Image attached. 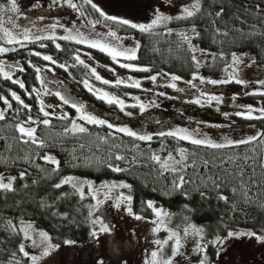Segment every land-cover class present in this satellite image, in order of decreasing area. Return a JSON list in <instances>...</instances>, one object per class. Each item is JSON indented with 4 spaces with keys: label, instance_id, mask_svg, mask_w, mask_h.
<instances>
[{
    "label": "trees",
    "instance_id": "trees-1",
    "mask_svg": "<svg viewBox=\"0 0 264 264\" xmlns=\"http://www.w3.org/2000/svg\"><path fill=\"white\" fill-rule=\"evenodd\" d=\"M73 1L79 5L87 23H105L113 31L129 35L136 40L137 44L140 45L139 59L124 62L137 67H149L152 72L133 74L135 77L137 75L143 76L141 77L143 80L138 81L141 82L139 89L125 88L120 85L117 87L109 86L117 81L114 83L109 82V85L101 84L91 76L89 71L91 66L87 63V60L89 57L97 59L102 57L106 61H110V57L97 49L87 48L82 44L74 43L72 40L64 39L39 41L36 44L26 43L21 51L0 57V61H7L10 65L18 64L25 69L23 73L15 72L12 74L13 79H18L25 84L23 90L18 85L3 80L0 76V97L7 99L12 105L11 110H9L4 105L3 100L0 99V111L7 113L5 121H0V157L7 161V163L0 162V175L16 178L14 193H0V242H2L0 243V264H15L16 260H19L20 264H30V261L25 260L17 251L23 242V237L4 230V223L8 220H12L16 224L20 220L35 221L49 233L55 244L62 243L65 240L82 244L90 242L92 238L89 215L93 204L92 197L86 193L87 199L81 200L70 184L57 190L55 186L67 176L80 177L93 182L119 181L128 183L132 186V193H128L126 189H118L115 195L118 193L131 195L133 197L131 207L134 213L150 216V209L146 208V203L151 201L157 207L167 211L172 225L191 223L203 228L204 244L207 246V264H214L216 260V249L212 243H209L214 242V239L223 238L231 231L247 230L264 234V169L261 168L264 145L257 142V144L240 148L212 150L191 145L186 140L161 137L160 134L166 132L167 128L165 127L172 123L171 120L164 119L158 114L152 116L141 114L139 107L125 108L122 112L118 105H110L104 100L97 99L83 84L85 80H88L93 90L100 89L126 101L128 97L133 95L148 93L159 99H168L167 97L174 94L171 93L170 89L163 86L166 85L164 82L170 81L167 79L168 77L163 76V73H168L169 77L177 76L185 82H188L194 74H199L205 79L218 81L226 77L223 69L228 66L233 52L237 55L255 58L257 61L256 67L262 68L264 67V35H259V33H264V16H261L256 9L257 6L264 7V0H202L203 9L201 14L188 20L173 19L172 23L164 24L156 29V34L139 33L133 29L110 23L103 20L88 5L83 4V0ZM192 2L194 0H164V3L172 12V15L168 17L175 18L181 15V10ZM9 4L10 0H0V7L8 8ZM217 11H224L225 15L216 22L215 28L221 32L229 31L230 34L227 40L216 36L213 30L212 20ZM209 13L212 15H209ZM241 21L244 23L242 24ZM192 28L197 29L200 37L199 40L192 42L194 47L212 53L213 56H224L227 59L212 60L209 56L199 57L207 63L201 67L199 72H196L192 64V53L180 35L186 33L191 37L194 35L191 32ZM236 29H240L243 34L236 32ZM169 31L173 35L165 34ZM57 44L64 51H58ZM4 46L6 45L3 42L2 31H0V47ZM30 52L51 56L55 63L62 65V67L57 68L55 64H50L37 56H30ZM77 55L89 66L88 69L79 65L73 59ZM29 64L33 67L29 68ZM69 65L75 66L70 67L69 71L65 72L63 68ZM35 68H40L42 71L38 74L34 70ZM48 68H51L52 71H46ZM121 69L119 67L115 68L118 71H121ZM5 70L7 71V68ZM156 74L159 77L153 83L151 77ZM41 80L44 81L43 88H41ZM181 84L178 85L181 87ZM33 88L40 92L48 91L49 95L37 96L31 92ZM207 89H215L221 94L225 92L223 86L207 87ZM52 92L59 95L54 96L51 94ZM11 93L19 95L24 104L28 105L32 111L27 112L20 104L12 100ZM157 93L162 95H157ZM29 94L32 95V99L28 98ZM59 96L66 97L77 107L83 106L84 115L90 113L103 117L110 125L120 123L121 126L128 124L129 127H134L136 124L140 127L131 131L145 137L151 135L153 140L152 142L137 141L123 135V133L114 131L113 126L108 128L107 126L100 127L86 124L84 121L77 119L81 113H77L74 107L64 104ZM252 99L262 100L260 97L246 95L242 102L251 104ZM41 100L45 105L50 106L46 110L49 111V116L52 118L50 120L51 127L43 126L45 118L40 113ZM181 104L193 108L194 111L202 110L203 112H201L206 113L208 117L211 115L217 117L214 115V111H210V108H202L191 103ZM221 107L222 105L219 106V108ZM196 108L200 109L197 110ZM65 113L72 120L80 121L86 126L87 137L89 138L87 141L79 140L75 145L70 146L64 143L67 140L61 132L64 129L71 128L72 124L69 120H57L54 117ZM121 113H128V116L139 117V119L135 122L125 117L126 122L121 119ZM29 117L41 123L39 125H27L25 122ZM176 117L178 116L176 115ZM208 117L206 115H196L195 118L207 123ZM229 121H232L233 125L244 131L240 132L243 135H239L238 131L233 134L235 141L252 138L258 133L264 132V121H248L237 115L231 116ZM218 122L217 119V122L209 123ZM21 123H25L26 127H37L39 129L37 130L39 141L47 145L49 152L54 151L59 157L60 170L58 172L53 167L51 169L35 167V163L31 162L36 149L32 144L25 145L18 139L15 127ZM146 127L148 130H146ZM88 147L91 149L88 150ZM180 149H185L189 154V161L197 164L196 171L189 169L186 174V179L196 182L186 191L193 192L196 187H201L203 191L205 190L203 187L205 184H207L208 189H211L212 184L209 183V177L218 180L227 179L226 186L224 183L217 185L222 189L220 193L209 192V199L207 200L201 199L199 194H194L192 200L186 201L173 190V181L177 180L178 177L171 173L162 174V171H158V174L150 171L148 175L145 172H138L142 169L141 165L150 168L149 163L152 153H158L161 156H168L169 154L177 156ZM252 151L254 156L250 154ZM137 152L139 153L137 154ZM119 153L125 155L124 157L127 159H136L135 165L137 166L132 164L129 167L131 170L127 173L116 174L111 172L110 168L117 167L118 163L124 165L123 161L115 160V155ZM256 154L260 160L253 158ZM229 157H239V161L235 165L224 164V161L228 160ZM25 160H28L29 163H24ZM241 161H247V164L242 165ZM204 162H208L210 165L224 164V168L221 169L216 166H210L206 169L201 168L200 165ZM241 167L247 174L243 181L244 186L252 189L249 193V196H251L250 201L239 189L235 196L230 191V189L237 187L240 182L232 180L228 173ZM25 170L28 174L27 178L20 180L19 176ZM249 175L253 177L251 180L248 179ZM25 184H28L29 187L25 188ZM219 195L228 196L229 204L226 205L219 201ZM45 205H51V207H45ZM233 205H235V210L232 207ZM189 208L192 209L191 212L187 210ZM64 216L69 217L67 222L62 219Z\"/></svg>",
    "mask_w": 264,
    "mask_h": 264
},
{
    "label": "snow or ice",
    "instance_id": "snow-or-ice-1",
    "mask_svg": "<svg viewBox=\"0 0 264 264\" xmlns=\"http://www.w3.org/2000/svg\"><path fill=\"white\" fill-rule=\"evenodd\" d=\"M83 4L88 5L94 12L98 13L100 17L103 18L105 21H109L110 23L120 25L122 27H126L129 29H133L139 33H146V34H156L155 30L160 28L164 24H169L173 22V19L177 20H188L192 19L199 14L202 13L203 9V2L202 0H194L191 4L188 6H185L181 12L182 14L175 17L171 18L163 13H160L157 10V14L155 16V19L149 24H136L133 23L129 20L126 19H119V18H114L106 15L100 7H98L95 3L92 2V0H83ZM51 5L55 6L52 8V10H55L56 7H67L69 9H72L78 13H81L80 7L76 3L73 2V0H51ZM256 11L261 15L264 16V7L257 6ZM18 12L17 8V0H10V7L8 8H3L0 7V18H2L5 14L11 13V14H16ZM209 15H212L209 13ZM225 15L224 11H217L214 14V19L212 20V25H213V30L215 31V35L218 37H223L225 40L228 39L229 37V31H223L221 32L219 29L215 28L216 22L221 19ZM239 19V18H237ZM59 23V22H57ZM243 24L244 22L241 21ZM4 24L11 25L13 29H15V25H13V22L11 19H8L7 21H3L0 23V31H3V37L6 39L3 40V42L6 45L12 46L10 49H6L4 47H0V57H5L7 55L16 53L17 51H21L26 43H33L36 44L39 41H49V40H59V39H64V40H73L74 43L80 44L82 41L87 40V37H84L82 33L79 32V29H77V35L73 36L71 32L67 36L63 37H56L53 35H46V34H40L36 35L33 33L31 30L29 31H23L20 29H15L18 32V35L14 36L12 31L7 30V28L4 27ZM83 26V25H82ZM73 27H76V25H73ZM97 27L96 23L91 24V28L95 29ZM52 30H55V25L52 26ZM66 31H68L66 29ZM236 32L240 33L241 35L243 34L240 29H236ZM191 32L194 34L191 37L188 36L186 33H181V38L184 41L185 44L188 45L189 51L192 53V64L195 67L196 72H199L201 67H203L207 61H203L199 59V57H204V56H209L212 58V60L220 59V60H225L227 59L224 56H213L212 53H207L202 51L199 47H194L192 42L194 40H199V33L197 32L196 28H192ZM166 35H173L171 31L165 33ZM259 35H264V33H259ZM22 37V38H21ZM108 37L114 41V44H109L107 41L104 43H100L99 41L97 42H88L85 44V47L87 48H95L100 52L105 53L109 57H111L112 62L117 64L119 68H127L128 71L130 72H140V73H151L152 69L149 67H135L131 66L129 64L125 63H120L119 61H137L139 59L138 53L140 51V45L136 44L134 48L132 49H125L122 46V41L126 39V37H119L117 36V33L114 31H109L108 32ZM19 46V47H16ZM56 48L58 51H64V49L60 48L59 44L56 45ZM30 56H37L39 59L47 61L50 64H55V67L60 68L62 65L56 64L55 61L51 56H46V55H40L37 52H30ZM86 55V54H85ZM73 59L81 66L84 68L88 69L89 66L84 63L83 60L80 59V56H74ZM91 59V57H89ZM257 64V61L253 57H248V56H242V55H237L235 52L231 54L230 57V62L228 63V66L223 69V71L226 73V77L221 80H212V79H204L200 75H193L191 77V81L185 82L180 80L179 77L177 76H170L168 73H163L164 77H168L172 82L168 83L166 85H163L164 87L172 89L173 92H181V89L176 86L177 82L179 83H188L189 87H194L195 85L193 82L199 81L201 85H211L212 87H222V86H227V85H239L245 89L249 88L250 85L242 78V70L247 68L251 69L255 67ZM75 65H69L68 67H64L63 70L65 72L69 71L70 67H74ZM29 68H32L33 65L29 64ZM7 68V71L5 70ZM38 74L42 71L40 68H35L34 69ZM110 72L114 73V70L109 68L107 69ZM25 69L18 64L10 65L7 63V61H0V76H2L3 80L5 81H10L12 84H16L19 86L20 89H25V84L21 82L18 79H13V73L19 72L23 73ZM46 71L51 72L52 69L48 68ZM91 72V76L95 78V80L99 81L101 84L109 85V81L102 79L95 70L89 69ZM39 79V76H38ZM129 83H125L122 80H118L115 84H110V87H117L118 85L123 86L125 88H137L139 89L141 86V82L135 81L132 79V77H129ZM157 80L156 76L151 77V81L155 83ZM41 88L44 87V81L41 80ZM259 87L264 88V80H260L257 82ZM84 87L88 89V91L92 92V94L99 100H104L110 105H118L120 110L123 112L125 108H137L139 107L143 112H146L148 109L145 107L143 104H131V105H126L122 100H119L115 97H111L108 95V93L100 92L98 93L97 90H93L92 85L89 83L88 80H85L83 82ZM32 93H35L37 96H47L49 95L48 91H43L40 92L37 89L33 88L31 90ZM54 96H58L59 94L56 92L51 93ZM11 98L12 100L16 101V103L20 104L22 108H24L27 112H31L32 109L28 107V105L24 104V102L21 100V97L17 95L16 93H11ZM157 95H162L161 93H157ZM249 96L253 97H260L264 99V91H249L247 93ZM29 99H32V95H28ZM168 99H174V97H167ZM240 97L239 96H234L232 97V106L234 108H239L240 106L235 103L236 100H238ZM0 99L3 100L4 105L7 106L9 110H11L12 105L9 103L7 99H4L0 97ZM59 99L64 103L68 104L69 107H74L75 111L77 113H81L77 117V119L84 121L86 124H92V125H97L100 127L107 126L108 128H112V125L108 124L105 125L103 120L97 119L94 116L91 115H84V107L79 106L77 107L73 102H70L66 97L64 96H59ZM132 99H139L137 97H133ZM184 103H191L200 107H211L213 103L216 105H222L224 103V97L223 96H216V95H208L206 93H201L200 98L196 99H191V100H185L183 101ZM154 106L159 107V105H156L155 101L152 102ZM49 105H45L43 100L40 101V113L42 116L45 118L43 121V126L44 127H51L50 118L49 116V111L46 110ZM219 111V108L216 109ZM55 111V109H53ZM128 113H125L127 115ZM234 115L239 116L241 119L248 120V121H264V107L262 108H255V107H247L242 109L241 111L233 113ZM19 115V113H17ZM7 117V113L4 111H0V121H5ZM228 119V117H225ZM54 119L57 120H69L72 124V127L69 128L63 135L67 136L68 134H71L73 136L76 135H86L87 134V129L83 126H80L76 123V121L72 120L71 117H69L66 113L63 115H58L54 117ZM27 125H32L36 124L39 125L41 122L38 120H34L31 117H29L26 122ZM25 123L19 124V126L16 128V131L19 133L20 137L23 139L21 140V143L27 145L29 143L35 145L37 148L43 149L46 147V144L43 142H40L37 136V131L36 128H27L25 126ZM209 127H212L209 125ZM114 131L123 133V135L127 137L134 138L137 141H146V142H152L153 137L151 135L149 136H142L139 135L127 128H115ZM161 137H171V138H176L179 140H187V142L191 145L197 146V147H203L207 149H212V150H221V149H226V148H240L243 146L247 145H254L259 142L261 145H264V132H260L257 135H255L252 138L248 139H243L239 141L238 143H232L231 141H228L227 138H225V143H214L211 140H209L207 137H204L203 139H198L195 138L194 136H191L187 130H180L177 129L175 131H168V132H163L160 134ZM195 136H200L199 131L195 133ZM138 147V145H137ZM178 156V158H177ZM177 156H173L169 154L167 156L166 160H162L159 156H153L152 160L154 163L158 166H160V169L162 170V174H167L171 173L172 175L178 177L177 180L173 181V190L176 194L182 196L184 200L190 201L193 198L194 194H199L200 198L203 200L209 199V192L215 191L216 193H220L222 189L220 187H217L218 184L224 183L225 186L227 185L228 181L227 179L224 180H218L214 177H209V183L212 184V188L208 189L207 184H205L203 187L205 190H201V187H196L193 192H187L186 189L191 187L193 184L196 182L191 180V179H186V174L189 169H192L193 171L197 170V164L195 162L189 163V154L185 149H180L179 153ZM116 161H124L125 157L117 155L115 156ZM239 161V157H229L228 160L224 161V164H233L235 165ZM0 162L7 163V161H4L2 157H0ZM24 163H29L28 160L23 161ZM43 163L49 164V165H54L55 170L58 172L60 170V161L56 160L54 157L47 156L43 159ZM133 163V166H137ZM242 165H246L247 161H241L240 162ZM224 164L220 165H210L208 162L201 163L200 167L201 168H208L210 166H216L221 169L224 168ZM261 168H264V165H261ZM131 169L130 168H121L119 166L117 167H111L110 171L116 174H122V173H127ZM42 171V169H41ZM225 171H227L225 169ZM254 171V170H253ZM27 172H22L19 176L20 180H25L27 178ZM247 174L243 170V167L236 169L233 172H229L228 176L231 177L232 180L234 181H239L240 183L237 184V187H234L230 189L231 193L233 196L237 194V190L239 189L240 192L243 193L245 197L250 201L251 196H249V193L252 191L251 187H245L244 186V178ZM253 177L248 176V179L251 180ZM16 183V178H8L4 176H0V193H14L15 188L14 185ZM71 185L75 193L79 195V198L81 200L87 199V197L84 194V187L82 186V183L80 181H77L73 177H68L64 179L61 183L57 184L55 187L56 189H62L65 185ZM25 188H28L29 185L25 184ZM89 188H92V185H88ZM101 189L107 190V194L101 192ZM118 189H126L128 193H132V186L128 183H120V184H103L100 185V188L96 189L95 192L97 194H92V199L97 201V204L93 205L94 211L91 212V215L95 216L96 213H99L101 211V206L104 202L109 201L112 199L111 193L113 191H116ZM100 196H103V200L100 199ZM132 200L133 197L131 195H119L118 200L115 203V208L119 210L121 208V205H126L127 206V214L129 216H132ZM218 200L223 202L224 204H229V198L226 195H219ZM45 207H51V205H45ZM233 209L235 210V205L232 206ZM146 208L151 209L155 216L156 220L150 221L153 225H156L153 229V234L154 235H159L162 231L163 232H168L169 229L164 225V220L165 218H169V214L164 212L163 209H158L157 205L154 204L153 202L149 201L146 203ZM189 212L192 211V209H187ZM55 215V213H53ZM62 219L67 222L69 217L64 216ZM134 219L137 221H142L143 217L140 215L134 216ZM93 225H100L99 231L93 230L91 232V238L93 240H99L101 237L102 233H108L111 234V229L104 224L103 220L100 219H93L91 221ZM4 230L9 231L11 234H15L17 236H22L23 240L25 242H30L28 243V247H41L43 246L42 253L39 257H34L28 254L25 248V243H21L20 246L18 247L17 251L18 253L27 261H31V264H39L40 260L51 256L53 253H56L59 251V248L54 246L51 243V237L46 233V232H38L35 233L36 235L39 236V243L33 239L32 233L35 232V226L32 224H27L25 225V222L23 220H20L18 224L13 223L12 220H8L4 223ZM204 229L203 228H197L194 225H190L189 227L185 228L183 230L184 237H189V236H194V237H199L200 240L204 239L203 236ZM250 239V240H255L257 241L261 246H264V237L257 235L255 233H248V232H242L237 234L234 233H228L227 234V241L231 240H241V239ZM224 239H217L214 242H209L212 243L214 247H218L223 249L225 244L227 243ZM170 242H174V248L172 250V255L170 259H166L163 261V264H173V261H176L178 257L182 256V249L185 247L184 243L182 242V238L178 232L172 231L170 232L168 239L164 241L156 240L154 243L158 246H160V252H152L150 253V260L148 261V264H158V257H160L161 253L164 250V247H166ZM2 243V242H0ZM67 246H72V242L69 241L67 242ZM207 252V246L206 245H198L197 248L194 250L195 255L201 256L202 254ZM15 264H20L19 260L15 261ZM97 264H104L103 260H98ZM201 264H207L206 259L201 260Z\"/></svg>",
    "mask_w": 264,
    "mask_h": 264
},
{
    "label": "rangeland",
    "instance_id": "rangeland-1",
    "mask_svg": "<svg viewBox=\"0 0 264 264\" xmlns=\"http://www.w3.org/2000/svg\"><path fill=\"white\" fill-rule=\"evenodd\" d=\"M92 2L95 3L98 7H100L101 10L108 16L119 19H126L136 24L146 25L151 23L153 19H155L157 10L166 16L172 15V12L164 3V0H92ZM53 7L55 6L51 5V0H17L18 12L14 15L11 13L5 14L0 19V23H2L3 21H7L8 19H11L13 25H15V29H20L23 31L31 30L37 36L40 34H46V35H53L56 37H63V36H67L69 32H71L73 36H76L77 29H79V32L82 33L84 37H87V40H84L82 41V43H80L83 46H85V44L88 42H97V41H99L100 43H104L105 41H107L109 44L115 43L114 41H112L110 37H108V32L113 30L110 29L105 23L96 22L97 27L95 29H92L91 28L92 23H87V21L84 19L81 13H78L67 7H63V8L56 7L55 10H52ZM53 25H55L54 31L52 30ZM73 25H76V27H73ZM4 27L7 28V30L12 31L14 36L18 35V32L15 29H13L11 25L4 24ZM66 29L68 31H66ZM116 33L117 36L119 37H126V39L122 41L123 48L132 49L137 44V41L134 40L131 36L120 34L118 32ZM2 36H3V31H2ZM4 39L6 38L3 37V40ZM11 47L12 46L9 45L4 46V48L6 49H10ZM119 62L126 64V62L122 60ZM87 63L90 64L91 69L95 70L96 73L102 79L107 80L111 83H114L118 80H122L127 83V81H129L128 79L129 77H132V79L135 81L143 80L141 78L143 76L137 75L135 77L133 75L134 72L128 71L127 68L125 69L122 68L121 71H118L119 69L115 70V68L118 67V65L112 62L111 57H110V61H106L102 57H99V59L91 58L87 60ZM129 65L135 66L132 64ZM109 68L113 69L115 74H113V72L108 71L107 69ZM194 75H199V74H194ZM154 76H156L157 78L159 77L157 74ZM242 78L250 85L249 88L245 89L235 84L227 85V86H223L225 88V92L223 94H221L219 91H215V89L214 90L207 89V87H212L211 85H201L199 81H196L193 82V84L195 85L194 87H189L188 83H182L180 87L178 85L180 83L177 82L176 86L181 89V92H173L172 89L168 88L171 90V93L174 94V95H170L169 97L175 96L174 98H176L173 100L159 99L155 95H151L150 93L133 95L131 97H128L127 101L118 98L115 95H110V94L108 95L111 97H115L119 100H122L125 104L145 105V107L148 110L146 112H143V114H147L150 116L154 114H158V116L164 117V119H167L169 121L171 120L172 123L169 126L165 127L167 128L166 132L175 131L177 129L187 130V132L191 136H194L195 138L198 139H203L204 137H207L209 140H211L214 143H225L226 142L225 138H227V140L231 141L232 143L234 142L238 143L239 141H241V139L235 141L233 134L237 133L238 131L239 135H243L240 132H244V131H242V129H238L235 125H233L232 121H229V119L231 116H234L233 113L241 111L242 109L247 108L248 106L255 108L264 107L263 99L260 101L256 99H252L251 104L248 102H247L248 104L246 102H242L244 96H246L249 91H264V88L259 87L257 83L260 80H264V67L261 68L255 66L251 69L245 68L242 70ZM189 81H191V79ZM169 82L166 81L164 82V84H168ZM97 91L99 93L100 92L107 93L100 89H97ZM202 92L208 95H216V96L224 97V103L222 104L221 108H219L220 105H216L215 103H213L211 107H207L210 108V111H214V115H216L217 117H214L212 115L208 117L206 113L204 114L202 113L203 112L202 110L194 111L192 110L193 108L191 109L189 107H186V105L181 104L184 103L183 101L185 100L200 98ZM234 96L240 97L238 100L235 101V103L240 106L239 108H234L232 106L231 98ZM133 97H137L139 99H132ZM153 101H155L156 105H159V107L154 106L152 103ZM217 108H219V111L216 110ZM196 109L199 110L200 108H196ZM140 111L142 110L140 109ZM87 115L94 116L97 119L103 120L105 124H108V122L103 117L90 113ZM176 115L178 117H176ZM196 115H201V116L206 115L208 117L207 123L195 118ZM226 116L228 117V119L225 118ZM125 117L128 118V120H132L135 122H137V120L139 119V117L133 118V116H128L125 115V113L123 114L121 113V119L125 120ZM217 119L219 120L218 123H213V124L209 123L214 121L217 122ZM76 123L86 128V126L83 125L82 122L77 121ZM139 123H143V122H139ZM123 125L121 126L120 123L112 124L113 128H127L129 130H137L140 127L137 126L136 124L134 125V127H129L128 124H123ZM209 125H211L212 127H209ZM17 127H15V129ZM27 128H36V131L39 130L37 129V127H27ZM68 129L69 128L64 129L61 133L64 134ZM146 130H148L147 127ZM197 130L199 131L200 136H195ZM17 134H18V139L22 140L23 138L20 137L18 132ZM87 134L76 135V136H73L71 134H68L67 136L64 135L65 140H67L64 143H66L67 146H70V145H75L79 140L87 141V139H89L87 137ZM51 146L54 147L55 145H51ZM47 148H48L47 145L43 149L37 148L35 146L36 150L31 158V162L35 163V167L37 166L42 169H51L52 167L55 168L54 165L43 163V159L47 156L54 157L56 160L59 161V157H57V153H55L54 151L49 152ZM87 149L89 150L91 148L88 147ZM105 151L107 150L105 149ZM262 152L263 153L261 160H262V165H264V149L262 150ZM138 153L139 152H137V154ZM250 154L254 156L253 151ZM117 155L125 156L120 153L116 154L115 156ZM153 156H159L162 160L167 159V156H161L158 153H152L150 157L151 161L149 163L151 165L150 168L152 169L145 168V166L141 165L142 169H140L141 171H138L139 173L145 172L148 175L150 171L157 172V174L158 171H162L160 169V166L156 165L152 160ZM253 158L260 160L257 154ZM123 162L124 165H119L118 163L117 166L121 168H129L133 164L132 162H134L135 164L136 159H127L125 157V160ZM192 162L193 161H189V163ZM4 177H8V176H4ZM68 177H72V176H67L66 178ZM73 178H75L77 181H80L82 183V186L84 187V194L88 193L91 197L92 194H97L95 190L100 188V185L124 183L119 181L93 182L91 180L83 179L80 177H73ZM88 185H92L93 187L89 188ZM100 191L107 194V190L105 189H101ZM115 193L116 191H113L111 193L112 199L104 202L101 206V211L99 213H96L95 216L91 215V212L94 211L93 205L97 204V201L92 199L93 204L89 215L91 232L93 230L99 231L100 229L99 224L93 225L91 221L93 219H100L103 220L104 224L111 229V234L102 233L99 240L91 239L90 242L84 244L76 243L72 240H65L62 243L55 244L51 240V243L54 246L58 247L59 251L53 253L49 257L40 260L39 264H97L98 260H103L104 264H148V261L150 260V253L160 252V246L156 245L154 241L167 240L170 232L172 231L178 232L180 234L182 238V242L185 245V247L182 249V253H183L182 256L178 257L176 261H173V264H201L202 259L207 260L206 253L202 254L201 256H197L194 253V250L197 248L198 245H205L204 239L200 240L199 237H194V236H189L186 238L184 237L183 230L193 224L188 223L185 225L184 224L172 225L170 219L165 218L164 225L169 229V231L168 232L162 231L158 236L154 235L153 229L154 227H156V225L150 223V221L157 219L154 212L150 209V216H143L139 213H134L132 211L133 215L129 216L127 214L126 205H121V208L119 210L115 208V203L118 200V196L125 194L118 193L117 195H115ZM100 199L103 200V196H100ZM157 208L163 209L161 207H157ZM163 210L164 212L167 213L165 209ZM136 215L142 216L143 220L142 221L135 220L134 216ZM24 222L25 225L30 223L35 226V232L32 233V235H33V239H35L38 243H39V236L36 235L35 233L46 232L49 235V233L35 221L24 220ZM196 227L200 228L199 226ZM242 232L253 233L247 230L231 231L229 233H234L238 235L239 233ZM255 234L264 237V234H258V233ZM217 239H224L225 241H227V235L223 238H216L214 239V241H216ZM69 241L72 242V246H67V242ZM22 243H25V248L29 255L34 257H39L41 255L43 246L28 247V243L30 242H25L24 240ZM173 248H174V242H170L166 247H164L163 252L161 253L160 257H158V264H163L164 260L171 258ZM215 249L217 256L214 264H264V246H261L255 240H250L247 238L241 240H231V241H227L223 249L218 247H215Z\"/></svg>",
    "mask_w": 264,
    "mask_h": 264
}]
</instances>
